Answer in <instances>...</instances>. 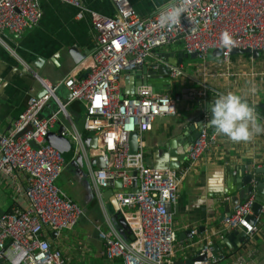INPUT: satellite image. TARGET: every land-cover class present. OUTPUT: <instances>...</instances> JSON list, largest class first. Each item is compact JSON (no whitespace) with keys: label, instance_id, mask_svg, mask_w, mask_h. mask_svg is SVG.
<instances>
[{"label":"built area","instance_id":"built-area-1","mask_svg":"<svg viewBox=\"0 0 264 264\" xmlns=\"http://www.w3.org/2000/svg\"><path fill=\"white\" fill-rule=\"evenodd\" d=\"M88 13L95 34V50L91 55L94 67L86 78L67 77L62 85L72 101L85 108L83 132L95 136L97 145L87 149L84 139L74 129H66L63 136L73 154L82 155L87 162L94 195L102 200L103 190L117 180L119 189H112L114 200L131 231L134 240H126L109 224L97 229L109 263L123 264H248L256 250L254 237L259 233V218L250 222L255 195L232 206L218 229L198 231L190 229L187 242L179 239L174 223L181 182L200 161L203 154L214 147L216 138L209 132L210 115L204 114L198 137L187 146L185 166L158 170L146 166L142 147L143 136L152 129L157 118H176L179 101L205 100L206 85L184 88L180 96L171 98L154 93L150 86H141L135 95L121 98V77L146 67L158 72L169 71V80L184 75L181 65L172 66L158 49L181 42L187 55H196L198 70L203 77L211 51L221 52L219 59L225 66L232 64V50L256 51L264 56V0H176L185 12L172 29L155 27L159 13L140 17L129 0H110L115 14L106 17L83 9L81 0H59ZM81 14L79 15V17ZM41 18L38 0H0V32L8 31L15 38L35 27ZM242 56V55H241ZM254 61L251 55H248ZM172 83V82H171ZM41 98L30 97L27 108L13 122L10 131L0 134V183H5L13 199L22 203L0 216V263L8 264H70L59 247L49 240L52 233L71 231L83 211L56 183L66 166L62 153L51 147L47 136L60 116L70 123L65 106L57 99L58 85L45 83ZM50 101L59 104V111L49 118H40ZM137 137L136 151L131 152L130 138ZM102 158L103 168L93 169L95 158ZM136 171V176L133 172ZM253 172V173H252ZM254 174V171H251ZM137 192L134 193L133 181ZM257 180L253 177L252 186ZM237 231L245 234L240 251L215 253L213 238Z\"/></svg>","mask_w":264,"mask_h":264},{"label":"crops","instance_id":"crops-1","mask_svg":"<svg viewBox=\"0 0 264 264\" xmlns=\"http://www.w3.org/2000/svg\"><path fill=\"white\" fill-rule=\"evenodd\" d=\"M175 1L129 0L132 8L143 18L154 15ZM38 3L41 18L38 24L25 32L21 38H15L8 31L0 32V134L10 131L13 122L27 108L30 97L44 96L42 83H45L59 86L58 102L65 106L70 117L68 123L60 116L52 132H56L60 127L72 128L82 135L87 149L95 148L97 141L88 140L90 135L83 132V104L72 101L69 92L62 85L70 75L82 78L87 72L83 63L90 56L84 61L75 62L73 54L76 57L85 52L93 55L96 45L91 19L88 13L82 14L80 9L59 0H38ZM81 3L83 9L106 17H113L115 14L110 0H81ZM213 52H210L208 58L209 71L203 77L198 70L200 62L197 58L185 62L186 53L181 42L156 51L157 55L168 56L169 64L183 60L184 75L176 81L170 79L172 87L164 94L176 98L180 96L181 89L199 87L200 84L206 85L209 91L205 100L179 101L176 118L161 117L154 121L152 129L142 138L146 166L158 170H165L168 165L173 164L178 167L185 166V158L178 162V155L186 153V137L191 128L198 130L197 126L203 120L204 114L210 115L209 106L220 94L231 91L245 96L260 117L258 122L264 123V56L251 61L246 55H235L231 58V66H225L218 57L213 56ZM123 86L121 89L124 94L130 95L133 91L130 76L124 79ZM158 89L162 91L166 90V87L160 85ZM50 102L41 112L43 118H49L59 111V104L56 101H52L53 104ZM209 132L215 136L216 144L203 154L181 182L177 206L174 209V223L183 242L190 240V236H185L187 232L190 234V229L196 228L200 232L201 229H218L223 221L225 207L229 205L231 211L233 200L243 197L242 177L252 170L264 169V134L255 135L249 142H233L217 135L212 128H209ZM132 142L136 146L137 137ZM133 149L136 151V148ZM99 161L102 164V160ZM90 165L93 169H99L96 165ZM64 172L68 175L67 185L70 186L72 195L69 196L58 186L59 180L56 186L74 201L84 214L73 230L63 231L58 235L52 233L49 240L54 247L61 249L70 264H106L104 246L98 238L97 229L107 230L111 224L120 232L119 208L116 211L110 203V196L105 199L107 190L103 191L101 201L95 197L87 162L79 153L72 155L61 177ZM252 175L258 182L264 183V170ZM0 188L1 191L8 192L10 200V205L0 216L11 212L20 204L27 203V200L18 203V200L13 199L4 182L0 183ZM76 196L84 203L83 207L75 200ZM112 198L114 200V197ZM97 205L104 212V218L97 211ZM107 208L110 212L106 211ZM259 229L253 244L256 252L249 258L248 264H264V208L259 216ZM227 237L228 235L214 237V246L223 244ZM243 241L244 238L235 237L230 247L236 248H227L224 253L240 251Z\"/></svg>","mask_w":264,"mask_h":264},{"label":"water","instance_id":"water-1","mask_svg":"<svg viewBox=\"0 0 264 264\" xmlns=\"http://www.w3.org/2000/svg\"><path fill=\"white\" fill-rule=\"evenodd\" d=\"M73 52V51H72ZM73 54V53H72ZM91 54L92 53H83L81 56H78L76 57L74 54H73V58L75 60V62H80V61H84L86 60V58H89L87 59V61L85 63H83V66L87 69V72L85 73V75L82 77V78H86L87 75L90 73L91 69L94 67V64H93V60H92V57H91ZM231 54L233 56L235 55H251L253 57V59L255 60H258L259 57H260V54L256 51H250L249 49L245 50V51H242V50H232L231 51ZM213 56L214 57H220L221 56V52H213ZM166 60L168 59V56H165ZM186 60L190 59V60H195L197 57L196 55H185L184 57ZM79 60V61H78ZM183 64V60H179L178 63L176 64H170L172 66H177V65H181ZM130 76V79H131V87L133 89V91L130 93V95H135L138 88H140L141 86H150L151 90L154 92V93H160V94H164L165 91H167V93L170 91V88L172 87V83L171 81L169 80V71L168 69L164 68V67H160L158 72H152V71H149L147 70L146 67H143L141 70L139 71H136L132 74H129ZM125 79V77H121V81L123 82ZM162 86V87H166V90H162L160 91L158 89L159 86ZM124 96V92L122 91V94H121V98H123ZM209 106V105H208ZM209 110H210V106H209ZM40 118H43L42 115L40 114ZM210 119H211V112H210ZM202 125V121H200L199 125L197 127L200 128V126ZM198 128V129H199ZM65 131V128L64 127H60L56 132H50L49 135L47 136V141L49 143V145L51 147H53L54 149L58 150L60 153H62L63 155H67V154H70L71 151H72V145L70 143V141L63 136V133ZM198 137V130L196 131L195 127L191 128L190 131H189V135L186 137V145L188 146L189 144H191L193 141H195ZM136 139V135L135 134H132L131 135V138H130V143H131V152H135L133 148H136L137 146V142H136V146H135V143L132 142V140ZM90 141H97V138L95 136H92V137H89ZM186 156V153H182L180 155H178V162H181L184 160ZM81 158V156H80ZM99 160H102L101 157L99 158H95L91 161V164L93 166H97V168H103V164H100V161ZM178 165L176 164H173V165H168V168L166 169H177ZM264 169L262 170H255L254 173H260V172H263ZM133 176L135 177L136 176V171L133 172ZM253 179V175L252 173L250 172L248 175L242 177V181H241V184L242 186H244V191H243V197L240 198V197H237L233 200L232 202V206H236L238 205L239 203H242V202H245L247 201L248 197L251 196L252 194L255 195V203L252 207V215L248 217V220L252 223L254 222L261 214L263 208H264V183L263 182H258L257 180V184L256 186H252L251 185V181ZM121 187V182L119 180L115 181L109 189H104L103 191H106L107 190V193L104 195L105 199L107 196H110L111 197V201L110 203L115 207L116 211L118 209V206H117V203L115 200H113V191L112 189H119ZM134 193L137 192V188H136V180L133 181V190H132ZM225 212L224 214L222 215V219L225 218V216H227L230 211H229V205H227L225 207ZM119 211V209H118ZM119 226H120V236H122L124 239H128V240H131L133 241L134 240V237L131 233V231L129 230V227L128 225L126 224L125 220L123 218H120L119 221ZM201 232H203V229H201ZM190 236L191 235L187 232L185 234V236ZM235 237H241V238H244L245 237V234L243 232H237V231H234L232 233H230L228 235V237L225 239L224 243L223 244H219L217 246H214V252L215 253H218L219 251H221V253H224L225 250L230 249V248H236L235 246L234 247H230L231 244H232V241ZM179 239L182 240V236L179 235ZM174 264H192V261L189 260V261H186V262H183V261H176Z\"/></svg>","mask_w":264,"mask_h":264},{"label":"clouds","instance_id":"clouds-1","mask_svg":"<svg viewBox=\"0 0 264 264\" xmlns=\"http://www.w3.org/2000/svg\"><path fill=\"white\" fill-rule=\"evenodd\" d=\"M184 12L183 5H169L159 13L155 27L164 30L174 28ZM210 112L207 126L233 142H249L255 135L264 134V123L258 122L260 117L255 107L239 93L229 91L218 95L210 106Z\"/></svg>","mask_w":264,"mask_h":264},{"label":"rangeland","instance_id":"rangeland-1","mask_svg":"<svg viewBox=\"0 0 264 264\" xmlns=\"http://www.w3.org/2000/svg\"><path fill=\"white\" fill-rule=\"evenodd\" d=\"M185 62H188V60H185ZM51 104H53V102H50ZM67 173L64 172V174L62 175L61 178H59L58 180V186H60L64 192H66V194H68L69 196H71V189L70 186L67 185ZM2 188H0V215L3 214L2 212H4V210H6L8 208V206L10 205V200L8 198L7 195V191L5 192L4 190L1 191ZM75 200L79 202L80 207L84 206V203L80 202L78 200V196L75 197ZM97 211L100 213L101 217L104 218V212L101 210V208L97 205L96 206ZM107 212H110L109 208H107L106 210ZM102 230V229H101ZM106 231V230H103Z\"/></svg>","mask_w":264,"mask_h":264},{"label":"trees","instance_id":"trees-1","mask_svg":"<svg viewBox=\"0 0 264 264\" xmlns=\"http://www.w3.org/2000/svg\"><path fill=\"white\" fill-rule=\"evenodd\" d=\"M246 56H248V55H246ZM248 57H249V56H248ZM257 111H258V110H257ZM72 155H73V151H71L70 154L63 155L64 158H65L66 163H68V162L70 161V159L72 158ZM116 225H117V224H116ZM114 227H115V226H114ZM115 228H117V227H115ZM106 264H123V263H122V260H116V261H114V262H112V263H109L108 261H106Z\"/></svg>","mask_w":264,"mask_h":264}]
</instances>
